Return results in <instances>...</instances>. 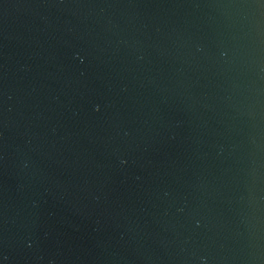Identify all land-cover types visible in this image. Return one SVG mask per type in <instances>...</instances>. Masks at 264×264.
I'll return each mask as SVG.
<instances>
[{
  "label": "water",
  "instance_id": "water-1",
  "mask_svg": "<svg viewBox=\"0 0 264 264\" xmlns=\"http://www.w3.org/2000/svg\"><path fill=\"white\" fill-rule=\"evenodd\" d=\"M0 264H264V0H0Z\"/></svg>",
  "mask_w": 264,
  "mask_h": 264
}]
</instances>
